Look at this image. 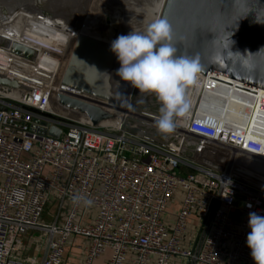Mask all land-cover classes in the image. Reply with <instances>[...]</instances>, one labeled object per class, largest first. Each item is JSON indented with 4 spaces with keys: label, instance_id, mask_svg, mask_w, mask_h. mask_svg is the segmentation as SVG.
Returning <instances> with one entry per match:
<instances>
[{
    "label": "built area",
    "instance_id": "obj_1",
    "mask_svg": "<svg viewBox=\"0 0 264 264\" xmlns=\"http://www.w3.org/2000/svg\"><path fill=\"white\" fill-rule=\"evenodd\" d=\"M12 12L0 21L1 36L16 41L13 34L31 21L47 37L43 48L25 44L37 52L35 60L0 48V62L8 68L0 67V75L19 85L0 87V264H63L72 237L88 244L81 264H96L109 252L106 264H176L175 259L254 264L246 238L249 213L264 215L260 90L198 74L186 91L188 111L178 118L175 133L161 141L150 135L155 125L130 121L132 113L148 115L133 108L135 89L119 106L62 85L75 24L52 17L16 19L26 14ZM191 91H196L193 100ZM59 95L101 108L114 119L94 127L86 115L60 105ZM207 97L214 98L212 105L204 104ZM229 98L249 108L237 106L222 122L210 112H225ZM54 127L61 130L58 138L48 135ZM79 194L92 205L74 204L72 197ZM178 194L169 226L165 216ZM51 197L69 205L62 225L43 222ZM91 211L95 218L85 224ZM236 213L244 215L242 222L231 218ZM195 216L196 234L188 241ZM33 231L44 234V252L23 257L24 238Z\"/></svg>",
    "mask_w": 264,
    "mask_h": 264
},
{
    "label": "water",
    "instance_id": "obj_2",
    "mask_svg": "<svg viewBox=\"0 0 264 264\" xmlns=\"http://www.w3.org/2000/svg\"><path fill=\"white\" fill-rule=\"evenodd\" d=\"M36 1L41 4L47 0ZM160 18L170 23L178 53L199 56L202 66L199 74H216L264 91V0H164ZM229 39L234 41L230 51L240 55L227 54L224 45ZM0 48L30 60L37 56L34 49L1 35ZM117 66L110 43L80 35L62 85L123 106L128 102V95L116 92L114 74ZM0 87L18 89L19 85L0 75ZM58 101L63 107L86 115L94 127L114 119L101 108L64 95H59ZM130 121L134 122L133 119ZM130 133L137 135L138 130L130 129ZM60 134L61 130L55 127L48 132L55 138ZM236 205L243 207L239 202ZM231 218L242 222L244 215L236 213Z\"/></svg>",
    "mask_w": 264,
    "mask_h": 264
},
{
    "label": "clouds",
    "instance_id": "obj_3",
    "mask_svg": "<svg viewBox=\"0 0 264 264\" xmlns=\"http://www.w3.org/2000/svg\"><path fill=\"white\" fill-rule=\"evenodd\" d=\"M234 41L224 45L227 54ZM120 67L116 76L139 94L154 95L159 101L160 114L155 121L157 131L164 137L174 134L179 126V117L188 111L187 89L197 82L202 71L199 56L178 53L173 43V30L165 18L151 23L146 32L134 30L117 36L110 43ZM74 204L90 207L92 200L79 194L72 197ZM249 207H251L249 205ZM246 245L254 264H264V215L250 212L248 215Z\"/></svg>",
    "mask_w": 264,
    "mask_h": 264
},
{
    "label": "rangeland",
    "instance_id": "obj_4",
    "mask_svg": "<svg viewBox=\"0 0 264 264\" xmlns=\"http://www.w3.org/2000/svg\"><path fill=\"white\" fill-rule=\"evenodd\" d=\"M55 3L57 4V7L55 6ZM163 4L164 0H47L46 2H41V4L36 0H0V19H6L5 16L13 14L14 12L12 11H17L26 14L25 16H21L24 20H28L27 17L34 18V16H36L39 18L59 17V19H64L65 21H72L73 24H75V26H73V29H75L74 31H76V33L74 34V37L72 38L71 44L69 46L74 47L78 36L83 34L101 41H105L106 43H111V41L114 40L117 36L121 34H128L132 30L144 33L151 23L159 19ZM40 5L42 7H40ZM70 9H72L73 11L71 12L72 14L69 15L67 14V12L70 13ZM95 22H97V25L95 24ZM102 23H105V25H102ZM82 25H85V27L83 28ZM92 27H94L95 29ZM26 29L27 31L29 30V32L31 31L32 33H29V36H26L28 33H24L23 37H28L27 41L25 40L27 43L24 44L28 46H34L36 48H43V40L47 37L45 31L40 29V27L34 26L30 22L27 23ZM96 32L98 33L96 34ZM16 41L20 42L18 38ZM40 41L42 42V44L40 43L41 45H32L37 44V42ZM59 45L61 46V44ZM0 67H2L3 69H8L2 62H0ZM119 67L120 65L118 63L116 69H118ZM11 70L13 72H16V70L13 68ZM114 84L116 92L121 95H128L129 97L130 93L133 90V88H131L127 83L123 81L120 82V79L118 76H116V74H114ZM131 103L134 109L148 114V116L151 115L158 117L160 114L161 105L154 95H141L137 90H134ZM233 108L234 105L228 102L226 110L229 112L230 110L232 111ZM137 119L138 118H136V120ZM225 121L226 118L224 117L222 119V122ZM238 127L243 128L241 124ZM149 132L152 137L157 138L161 141H165L167 139V137H163L155 128L149 129ZM180 200L181 197L178 196L170 204L168 210L169 214L176 212ZM52 212L53 214H55V209L50 210L51 214ZM195 218L196 220H194ZM193 221H196L194 222V224H197V217H194ZM43 222L46 223L45 220H43ZM35 234L40 239H42L41 236L44 235L43 233L41 234L37 231L35 232ZM75 238H77V240L73 245L74 248L72 249V252L74 255H77L80 251L77 250V247L81 246L84 249L88 246V244L83 238ZM110 256L111 254L109 252L107 254V260L110 258ZM96 264L100 263L96 262Z\"/></svg>",
    "mask_w": 264,
    "mask_h": 264
},
{
    "label": "crops",
    "instance_id": "obj_5",
    "mask_svg": "<svg viewBox=\"0 0 264 264\" xmlns=\"http://www.w3.org/2000/svg\"><path fill=\"white\" fill-rule=\"evenodd\" d=\"M178 196L180 195L178 194L177 197ZM52 209H55L56 211L55 214H53V212L52 214L50 213V210ZM68 209H69V205L67 203H61V201H59L55 197H51L50 202L44 213L43 220H45L47 224L56 223L58 225H62L66 220ZM176 212H173L172 214L168 213L165 216V222L167 225L172 226L174 224ZM94 218H95V211H91L85 217L84 223L85 224L91 223ZM193 218L190 221V225L187 231L188 241H190L191 238L196 234L195 226L197 224H194V222L196 221H193ZM194 220H196V218ZM76 240L77 238L75 237H72L69 239L66 245V250L64 253V257H63V264H81L82 262H84L86 254H85V249H83V247L81 246L77 247L78 248L77 250L81 251V252L79 251V254L77 255H74L72 252V249L74 248L73 245L76 242ZM44 249H45V243L33 231L24 238V250L21 252V255L23 257H30V258L39 257L43 254ZM106 260H107V255L99 259L97 262H99L100 264H106L107 262ZM174 261L176 264H182V261L180 259H175Z\"/></svg>",
    "mask_w": 264,
    "mask_h": 264
},
{
    "label": "bare ground",
    "instance_id": "obj_6",
    "mask_svg": "<svg viewBox=\"0 0 264 264\" xmlns=\"http://www.w3.org/2000/svg\"><path fill=\"white\" fill-rule=\"evenodd\" d=\"M163 9V8H162ZM98 10V9H97ZM100 10H102V9H100ZM73 11V10H72ZM162 11V10H161ZM35 12V11H34ZM21 12H19V14H20ZM72 14V13H71ZM98 14V13H97ZM73 16V15H72ZM106 16V15H105ZM6 18L8 17V15L7 16H5ZM107 17V16H106ZM16 19H22V17L21 16H17L16 17ZM28 19V18H27ZM29 20H34V18H29ZM68 20V19H67ZM0 21H1V19H0ZM31 22V21H30ZM100 22V21H99ZM34 26H37L36 24H38V22H31ZM97 22H95V24H96ZM90 24H91V22H90ZM100 24V23H99ZM98 24V25H99ZM105 25V23H102V25ZM97 25V24H96ZM108 26V25H107ZM38 27V26H37ZM96 27V26H95ZM92 28H94V27H92ZM95 29V28H94ZM102 29V28H101ZM96 31V30H95ZM98 31V30H97ZM26 32V36H29V33L31 34L32 32L30 31L29 32V30L27 31V29H26V27H21L18 31H17V35H14L13 34V38H14V40H17V38H18V40H20V42L21 43H27L26 41H27V39H28V37H23L24 36V33ZM83 32V31H82ZM103 32V31H102ZM102 32H100V33H102ZM46 33V32H45ZM98 32H96V34H97ZM94 34H95V32H94ZM77 35V34H76ZM93 35V34H92ZM91 35V36H92ZM98 36V35H97ZM95 37V36H94ZM20 38V39H19ZM96 39V38H95ZM110 39V38H109ZM26 40V41H25ZM24 41V42H23ZM105 42V41H104ZM110 42V41H109ZM42 44V42L40 41V42H37V44H32V45H41ZM73 45V44H72ZM30 46V45H29ZM32 47H34V46H32ZM59 47V46H58ZM36 48V47H35ZM39 49V48H38ZM74 49V47L73 46H69V48H68V51H67V55H66V64L68 63L69 64V60H70V57H71V53H72V50ZM44 65V64H43ZM65 67H67V65H65ZM65 67H64V69H65ZM64 69L61 71V75H63V72H64ZM121 82V81H120ZM232 91H234L233 89H232ZM120 93V92H119ZM258 93H259V95H260V97H262V98H264V91H258ZM195 95H196V91H191V93H190V96H189V99L190 100H193V97H195ZM236 100V101H235ZM213 101H214V98L213 97H207V98H204V104H208V105H212L213 104ZM234 101V102H233ZM228 102H230V103H232V105H234V108H233V110L231 111V112H233L234 111V109H236V107L237 106H240V108L241 109H244V108H246V107H248V105L247 104H245V103H241V104H239L238 103V100H237V98H234V100L233 99H228L227 100V102H225L224 103V105H225V107L227 108V104L226 103H228ZM263 102V101H262ZM223 105V106H224ZM226 108H225V112H218V111H215V109L214 110H212L211 112H210V114H213L216 118H218L219 120H221L222 121V119L225 117L226 118V115H227V110H226ZM249 108V107H248ZM231 112H229V113H231ZM132 119H135L136 120V118H138L137 120L139 121V122H141V123H148V124H153V125H155V121H156V119L157 118H155V117H152V116H148V115H144V114H135V113H132L131 114V116H130ZM227 119V118H226ZM136 120V121H137ZM244 128V127H243Z\"/></svg>",
    "mask_w": 264,
    "mask_h": 264
},
{
    "label": "flooded vegetation",
    "instance_id": "obj_7",
    "mask_svg": "<svg viewBox=\"0 0 264 264\" xmlns=\"http://www.w3.org/2000/svg\"><path fill=\"white\" fill-rule=\"evenodd\" d=\"M55 6L57 7V4H56V3H55ZM50 8H51V7H50ZM82 9H83V8H82ZM49 10H50V9H49ZM58 11H59V10H58ZM69 11H70V13H69V12H67V14H69V15H70V14H71V12H72V9H70Z\"/></svg>",
    "mask_w": 264,
    "mask_h": 264
}]
</instances>
